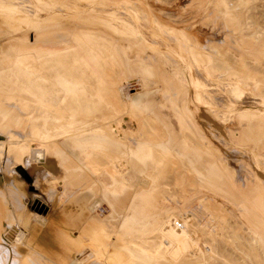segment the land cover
Here are the masks:
<instances>
[{
    "label": "rangeland",
    "instance_id": "1",
    "mask_svg": "<svg viewBox=\"0 0 264 264\" xmlns=\"http://www.w3.org/2000/svg\"><path fill=\"white\" fill-rule=\"evenodd\" d=\"M127 1L128 8L133 1H138L139 5L148 10V14L139 11L136 19L130 9L121 3L100 5L99 1L87 4V15L83 18L98 20L107 28L126 27L145 44L155 45L162 50H173L181 58L183 67L187 68L191 81H195L196 77L187 56L174 40L154 27L152 20L157 18L164 26L182 29L191 36H198L203 44H208L209 48L205 49L207 60L202 58L199 67L208 76L209 62L218 76L211 79V82L198 76L200 88L198 91L192 89L189 100L196 120L212 145L205 144V139L193 129L191 120L182 111L187 103L190 86L185 77L181 76L180 85L171 90L177 111L171 100L167 101L162 110L154 108L159 114L153 115L146 111L140 118L137 113L133 115L128 111L129 108L114 112L98 111V123L104 125L105 129L104 132H97L99 143L96 150L100 173L59 174L55 176L57 182L52 187L58 191L57 196L64 200L63 208L66 209H81L77 208L81 201L88 204L98 202L92 213L113 235L122 230L124 222L131 218V227L135 233L136 230L142 231L137 236L134 234L135 242L147 248L149 245L144 239L152 241L150 233L156 232L165 238L160 245L151 247L160 250V256L154 257L162 259V264H264V176H260L264 170V0ZM34 4L32 0H0V6L11 7L18 12L32 11L36 8ZM50 65L55 78L60 67L57 57L52 59ZM217 65L225 69L221 68L218 72ZM9 66L12 65L0 60V69L6 70ZM132 69L137 71L136 68ZM136 76L135 81H124L119 88L130 94H136L132 85L137 90L147 91V76L141 70ZM155 81L161 87H166L161 80ZM141 82L146 85L139 84ZM1 96L17 99L28 97V94L20 95L15 89L13 92L10 89L3 91ZM139 102V99H135L130 103L139 106ZM9 106L13 108L14 115L22 119H18V122H24L26 112L17 103H10ZM187 119L189 127L184 124ZM117 120L120 121L119 125H115ZM151 126H155V129ZM10 130L18 135L8 136ZM0 134V171L7 158V163H13V171L22 178L18 169L22 166L24 171L31 168L33 160L37 167L46 161L45 165L49 169L53 153L65 149L60 148L63 145L61 142L76 135L72 126L39 129L29 136L26 130L11 128L0 130ZM125 136L135 143L142 141L145 147L143 154L137 155L139 158L136 162L148 168L156 166L160 170L129 172L126 174L127 182L122 181L121 175L113 177L106 174L109 173V163L110 167L119 170L133 166L131 161L114 163L109 161V154L103 155L104 152L109 153V140L112 137L126 141L122 140ZM188 137L195 142L186 143ZM192 145L201 151H208L210 157L190 154L189 148ZM128 146L123 143L119 150L128 151ZM38 153L42 155L38 156ZM45 153L48 154L47 159ZM40 156L41 159H38ZM26 172L31 176L30 171ZM62 180L63 184L59 185ZM23 181L29 195L28 213L32 216L49 214L54 204L43 190L45 187L35 185L34 182L28 184L24 178ZM82 189L85 192H81ZM72 195H75L74 200H68ZM85 195L91 196L90 202L81 197ZM142 196H145V201L141 199ZM144 204L146 216L143 218L140 214L137 216V210ZM56 216L58 221H64L60 214ZM6 218L0 206V222L6 221ZM36 219L44 221L38 216ZM66 220L72 223L71 232L79 233V237L75 238V241L79 240L76 241L77 245L67 244L68 241L61 245L63 237L54 232H46L47 224L37 221L30 229L29 243H34L39 233L44 232L49 237L48 246L51 248H79L83 243V233L88 228L93 230V227L79 229L74 222ZM33 225L37 228L34 229ZM13 226L24 225L8 220L0 227V252L4 251L10 257V262L13 253L8 256L7 250L12 248L15 255L19 256L17 249L21 246L9 243L4 237L5 232ZM106 228L98 229L99 237ZM10 232L20 235L16 229ZM20 237H23L22 233ZM93 255L88 252L86 257L80 255L79 259L84 262ZM1 259L0 264L10 263L8 259ZM52 260H44V264H58ZM37 264H42V259H38Z\"/></svg>",
    "mask_w": 264,
    "mask_h": 264
},
{
    "label": "crops",
    "instance_id": "2",
    "mask_svg": "<svg viewBox=\"0 0 264 264\" xmlns=\"http://www.w3.org/2000/svg\"><path fill=\"white\" fill-rule=\"evenodd\" d=\"M27 1L30 2V0ZM99 1L32 0L36 8L23 12H18L11 7L0 6V60L12 65L6 70L0 69V94L10 89L12 92L15 89L20 95L28 94V97L17 99L0 97V130L22 129L26 130L27 136H29L39 129L41 131V129L72 126L76 133L75 136L68 137L61 142L63 145L60 148L65 149L53 153L52 158L50 157L49 169L45 165L46 161L39 163L38 167L32 161L31 168L25 169V171L31 172V178L35 185L40 184L45 187L43 190L53 201L54 206L49 214L42 217L43 222L37 221L36 216L39 214L32 216L28 213L29 195L26 184L23 178L13 171V163L9 162L8 164L6 158L3 167L1 166L0 206L3 207L7 218L6 221L0 222V227L8 220L24 225L13 226L5 232L4 237L11 244H16L18 241L14 237L12 240L7 239L9 231L18 229V233L23 235L22 241L18 242L21 245L17 249L20 253L19 256L15 255L12 248L7 250L8 256L11 255V252L13 253L12 264H37L38 259H42V264H44V260L51 262L53 258L56 260L52 261H56L58 264H72L73 262L80 264H162V259L154 257L160 256V250L151 247L160 245L165 238L153 232L150 233L153 237L152 241L144 239L149 245L147 248L135 242L134 234L137 236L142 231L136 230L135 233L131 227V218L124 222L122 230L120 229L113 235L92 213L98 202L88 204L81 201L77 205V208L81 209H66L63 208L64 200L57 196L58 191L52 187L57 182L55 176L59 174L100 173L96 150L99 143L97 132L99 130L104 132L105 129L104 125L98 123V111L114 112L129 108L128 111L133 115L137 113L138 118L146 111H150L153 115L159 114V111L156 112L154 108L162 110L166 107L165 104L168 100L175 103L174 93H171V90L180 85L179 80L181 76H184L190 89L189 95L186 96L187 103L182 111H185L191 120L193 129L197 130L205 139V144H211L208 135L196 120L189 100L193 90L198 91L200 88L198 76L206 79L207 82H211V79L218 76L208 61V76L199 67L202 58L207 60L205 54L208 55V53L205 49L208 44H203L204 42H201L198 36H191L182 29L164 26L157 18L152 20L154 27L164 36L174 40L187 56L191 64V71L196 77L195 81H191L187 68L183 67L181 58L173 50H162L155 45L145 44L126 27L109 26L107 28L98 20L83 18L87 15V4L99 2L100 5L121 3L130 9L137 19L139 11L144 15L148 14V10L139 5L138 1H133L129 8L126 6L129 4L127 0ZM113 13L115 14V12ZM55 57H57L60 67L57 76L53 78L50 62ZM132 68H136L137 71ZM221 68L224 66L217 65L218 72ZM139 70L147 76V91L137 90L136 86L132 85L131 88L136 91V94L126 93L123 89L121 92L119 85L124 81H135ZM155 79L161 80L166 87L158 85ZM142 83L139 84L142 85ZM155 83H157L156 86L151 87ZM123 91L130 95L129 100H126ZM135 99L140 100L139 106L131 105L130 102ZM10 103H17L20 109L26 112L23 117L26 124L18 122V119H22L18 115H14L13 108L9 106ZM175 109L177 111L176 103ZM91 116L93 119H89ZM165 121L168 122L166 118ZM67 122H72V124ZM119 123V120L115 121V125H119ZM184 124L189 127V120L187 119ZM106 128L108 129V127ZM14 134H16L14 130L8 131V136ZM126 134L129 135L128 132ZM124 138L126 141L112 137V140H109V153L104 152L103 155L109 154V161L112 160L116 163L122 160L131 161L133 166L119 170L110 167L109 163V173L106 174L113 177L121 175L122 181L127 182L126 174L129 172L160 170L159 167L148 168L145 164L136 162L139 158L137 155L143 154L145 147L142 141L135 143L128 136L122 137L123 140ZM194 142V139L190 137L186 140V143ZM123 143L127 146L131 144L127 147L128 151L119 150ZM198 144H204V142H198ZM189 150L190 154L200 157L209 156L208 151H201L194 145ZM44 155L47 159L48 154ZM29 159L32 160L30 154ZM23 170L21 168L19 174ZM260 176H264V170L261 171ZM62 184L63 180L59 182V185ZM143 189L146 190V188ZM81 192H85V189H82ZM81 197L90 202V195ZM74 198L75 195H72L68 200H74ZM141 199L145 201V196H142ZM137 211V216L140 214L144 218L146 216L145 204ZM57 214H60L64 221H58ZM66 219L74 222L79 229L93 227V230L88 228L83 233V243L79 248L69 249L59 246L51 248L48 246L49 237L44 232L39 233L34 243H29L30 229L32 224L37 221L47 224L46 232H54L63 237L61 245L64 244V241H68L67 244L77 245L76 241L79 240L75 241V238L79 237V233L71 232L72 223ZM25 221H27V227ZM33 226L34 229L37 228L36 225ZM100 227L106 228V231L102 232L99 237L100 234L97 231ZM95 240L100 242L95 243ZM87 251L92 252L95 256L93 255L91 259L83 262L79 256L87 255ZM0 255L1 260L10 259L4 251L0 252Z\"/></svg>",
    "mask_w": 264,
    "mask_h": 264
},
{
    "label": "bare ground",
    "instance_id": "3",
    "mask_svg": "<svg viewBox=\"0 0 264 264\" xmlns=\"http://www.w3.org/2000/svg\"><path fill=\"white\" fill-rule=\"evenodd\" d=\"M241 2H242V1H241ZM170 33H171V31H170ZM181 36H182V35H181ZM50 66H51V65H50ZM182 80H183V79H182ZM182 82H183V81H182ZM114 83H115V82H114ZM119 90L122 92V89H119ZM123 92H124V91H123ZM126 92H127V91H126ZM127 93H128V92H127ZM124 96L126 97V100H129L130 95H127V94L124 92ZM128 103H129V102H128ZM121 109H122V108H121ZM150 116H151V114H150ZM164 117H165V116H164ZM146 118H147L146 120H148V117H146ZM150 119L152 120V117H150ZM150 119H149V120H150ZM62 120H63V119H62ZM62 120H61V121H62ZM62 122H63V121H62ZM147 123H148V122H147ZM124 125H126V124H124ZM149 125H150V124H149ZM121 126H122V125H121ZM126 126H127V125H126ZM119 127H120V126H119ZM119 127H118V128H119ZM124 127H125V126H124ZM151 127H152V129H155V126H154V127L151 126ZM114 128H115V127H114ZM126 128H127V127H126ZM126 128H125V129H126ZM120 129L124 130V128H122V127H121ZM134 129H135V128H134ZM113 130H114V129H113ZM127 130H129V128H128ZM117 131H118V129H117ZM129 131H130V130H129ZM136 131H137V130H136ZM159 131H160V130H159ZM121 132L123 133V131H121ZM121 132H117V133L120 134ZM124 132H125V131H124ZM127 132H128V131H127ZM127 132H126V133H127ZM135 133H136V132H135ZM147 136H148V135H147ZM131 137H132V136H131ZM11 139H12V138H11ZM124 139H125V138H124ZM122 140H123V139H122ZM208 148H210V147L208 146ZM40 154H41V153H38V156H39ZM41 155H42V154H41ZM40 157H41V156H40ZM36 159H37V158H36ZM36 159H35V160H36ZM38 159H39V158H38ZM33 161H34V160H33ZM24 165H25V164H24ZM21 168H23V166H22ZM21 168L18 169V172L20 171ZM21 175H22V173H21ZM27 201H28V200H27ZM38 217H39V218H42L43 216L40 217V215H39ZM37 219H38V218H37ZM224 219H225V218H224ZM40 220H41V219H40ZM40 220H39V221H40ZM39 221H38V222H39ZM41 221H42V220H41ZM17 230H18V229H17ZM9 232H10V231H9ZM19 232H20V231H19ZM10 233H11V232H10ZM64 233H65V232H64ZM7 234H8V233H7ZM19 234L21 235V233H19ZM14 235H15V236H14ZM20 235L14 234V232H12L11 234L8 235V238H7V237H6V238L12 240V237H14V239H16L17 237H19L18 240H22V239H21L22 237H20ZM64 236H65V235H64ZM18 240H17V241H18ZM15 242H16V241H15ZM17 243H18V242H17ZM75 264H79V262H78V263H75Z\"/></svg>",
    "mask_w": 264,
    "mask_h": 264
},
{
    "label": "water",
    "instance_id": "4",
    "mask_svg": "<svg viewBox=\"0 0 264 264\" xmlns=\"http://www.w3.org/2000/svg\"><path fill=\"white\" fill-rule=\"evenodd\" d=\"M22 176L29 184L33 182L31 176H29V174L24 170L22 171Z\"/></svg>",
    "mask_w": 264,
    "mask_h": 264
}]
</instances>
